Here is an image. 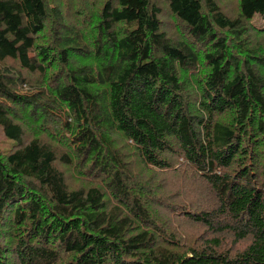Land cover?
<instances>
[{
	"label": "trees",
	"instance_id": "obj_1",
	"mask_svg": "<svg viewBox=\"0 0 264 264\" xmlns=\"http://www.w3.org/2000/svg\"><path fill=\"white\" fill-rule=\"evenodd\" d=\"M55 1L0 0V264H264L262 8Z\"/></svg>",
	"mask_w": 264,
	"mask_h": 264
},
{
	"label": "rangeland",
	"instance_id": "obj_2",
	"mask_svg": "<svg viewBox=\"0 0 264 264\" xmlns=\"http://www.w3.org/2000/svg\"><path fill=\"white\" fill-rule=\"evenodd\" d=\"M66 4V0H63ZM99 1V0H97ZM219 1H222L223 0H219ZM253 1V5L256 6L257 8H262L261 10L263 11V15H259V14H262V13H257V15L255 16V22L256 24H262L264 23V0H252ZM60 1H55L54 3L58 4ZM224 7V10L228 11L227 13H235L237 8L235 7V4H229V5H222ZM66 13H64V15L66 16ZM68 14H71V12H68ZM0 146L2 148H8L9 147V141L8 139L5 138L1 128H0ZM182 192L183 188L180 186V185H176L172 192H171V196L173 197H176L180 194L178 191ZM173 202V200L171 201Z\"/></svg>",
	"mask_w": 264,
	"mask_h": 264
}]
</instances>
